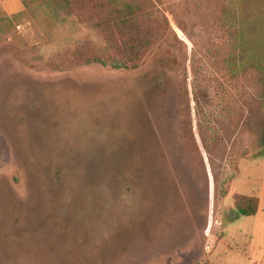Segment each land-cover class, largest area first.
Returning <instances> with one entry per match:
<instances>
[{
	"label": "rangeland",
	"instance_id": "374dc122",
	"mask_svg": "<svg viewBox=\"0 0 264 264\" xmlns=\"http://www.w3.org/2000/svg\"><path fill=\"white\" fill-rule=\"evenodd\" d=\"M162 9L137 70L30 12L0 38V264H264V0Z\"/></svg>",
	"mask_w": 264,
	"mask_h": 264
},
{
	"label": "trees",
	"instance_id": "16d2710c",
	"mask_svg": "<svg viewBox=\"0 0 264 264\" xmlns=\"http://www.w3.org/2000/svg\"><path fill=\"white\" fill-rule=\"evenodd\" d=\"M24 5L26 12L12 17L0 10V38L14 34L15 23L30 12L39 24L44 20L77 35L88 30L93 37L84 45L92 48L91 61L115 68L139 69L170 28L162 0H30ZM259 203L257 197L234 196L243 217L257 215Z\"/></svg>",
	"mask_w": 264,
	"mask_h": 264
},
{
	"label": "crops",
	"instance_id": "0c3cea01",
	"mask_svg": "<svg viewBox=\"0 0 264 264\" xmlns=\"http://www.w3.org/2000/svg\"><path fill=\"white\" fill-rule=\"evenodd\" d=\"M256 197V196H255Z\"/></svg>",
	"mask_w": 264,
	"mask_h": 264
}]
</instances>
